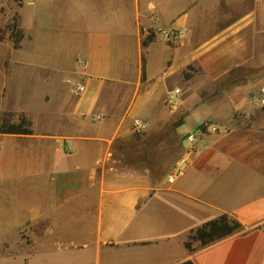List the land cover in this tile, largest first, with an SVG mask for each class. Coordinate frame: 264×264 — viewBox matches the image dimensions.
Returning a JSON list of instances; mask_svg holds the SVG:
<instances>
[{
    "label": "crops",
    "instance_id": "crops-1",
    "mask_svg": "<svg viewBox=\"0 0 264 264\" xmlns=\"http://www.w3.org/2000/svg\"><path fill=\"white\" fill-rule=\"evenodd\" d=\"M13 13L0 101L32 133H1L20 141L23 185H1L0 220L35 238L23 264H264V0H22ZM222 213L243 229L184 246Z\"/></svg>",
    "mask_w": 264,
    "mask_h": 264
},
{
    "label": "rangeland",
    "instance_id": "rangeland-1",
    "mask_svg": "<svg viewBox=\"0 0 264 264\" xmlns=\"http://www.w3.org/2000/svg\"><path fill=\"white\" fill-rule=\"evenodd\" d=\"M22 5V0H0V38L14 35V9ZM0 101V126L3 123H21L27 127L28 119L19 111L5 110ZM196 127L194 131H199ZM0 137H4L1 135ZM6 137V136H5ZM4 137V138H5ZM11 140V139H10ZM20 148L19 140L6 141L0 138V187L1 185H23L22 168L17 153L10 150ZM18 156V155H17ZM35 231V228H34ZM35 238L28 234L26 227L9 228V224L0 220V264H23V248L33 244ZM194 243V241L192 242Z\"/></svg>",
    "mask_w": 264,
    "mask_h": 264
},
{
    "label": "trees",
    "instance_id": "trees-1",
    "mask_svg": "<svg viewBox=\"0 0 264 264\" xmlns=\"http://www.w3.org/2000/svg\"><path fill=\"white\" fill-rule=\"evenodd\" d=\"M153 33H149L146 37L142 39V45L145 46L147 42L151 39ZM188 68H190L188 66ZM188 73L184 72V76ZM241 79V78H240ZM236 79V80H240ZM243 79V78H242ZM235 80V81H236ZM21 123H3L0 126V133H14V134H31L32 129L30 128V121H27V127H21ZM204 123H201L198 128H204ZM243 229L242 224L232 215L227 213H222L216 217L209 219L196 228L192 229L188 234L187 239L184 242V246L193 250L192 242L197 241L199 247L208 245L215 240L222 237L230 235L232 233L241 231Z\"/></svg>",
    "mask_w": 264,
    "mask_h": 264
},
{
    "label": "built area",
    "instance_id": "built-area-1",
    "mask_svg": "<svg viewBox=\"0 0 264 264\" xmlns=\"http://www.w3.org/2000/svg\"><path fill=\"white\" fill-rule=\"evenodd\" d=\"M151 21L155 23V18L152 17ZM152 33L151 30H148L147 32ZM153 33H157L161 36V38L166 43L173 42L176 38H178L181 35V31L179 29H176L175 27H157L153 30ZM83 90L82 83H77L75 87V91L79 92ZM178 92V89H175L173 91H170L168 97L166 98V102L169 104L173 103V95ZM254 103L258 106H264V85L260 87L258 93H256L253 97ZM133 127L136 132H140L146 128V123L140 121L139 119H134L133 121ZM208 128H212L210 125L204 126V128H200L199 131H193L189 132L185 139L187 142L186 149H185V157L181 158L166 174V181L169 183H173L181 174L190 161L192 155H194L197 152L198 149V143L201 139V135L204 133V130Z\"/></svg>",
    "mask_w": 264,
    "mask_h": 264
},
{
    "label": "water",
    "instance_id": "water-1",
    "mask_svg": "<svg viewBox=\"0 0 264 264\" xmlns=\"http://www.w3.org/2000/svg\"><path fill=\"white\" fill-rule=\"evenodd\" d=\"M186 137V136H185Z\"/></svg>",
    "mask_w": 264,
    "mask_h": 264
}]
</instances>
